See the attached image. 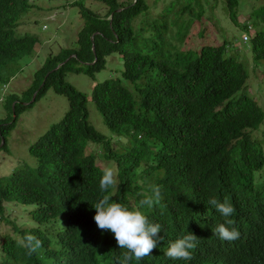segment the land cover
<instances>
[{
  "label": "trees",
  "instance_id": "trees-1",
  "mask_svg": "<svg viewBox=\"0 0 264 264\" xmlns=\"http://www.w3.org/2000/svg\"><path fill=\"white\" fill-rule=\"evenodd\" d=\"M31 1L0 0V146L47 90L64 96L69 111L29 147L35 167L0 178V224L6 219L13 230L2 237L0 232V264H121L127 250L94 220L93 206L105 194L161 225L157 247L130 264H264V144L253 136L264 112L254 98L238 94L249 74L226 42L187 47L189 33L179 27L190 22L171 16L174 5L137 31L136 19L151 8L147 0H94L104 4V14L87 8L86 0L76 1L86 19L78 45L49 53L19 95L9 92L10 83L38 43L34 34L16 33L19 19L34 7ZM222 1L238 23L242 0ZM184 12L201 19L202 0L191 1ZM250 15L255 28L250 49L261 60L264 0ZM170 23L176 35H170ZM241 27L249 32L247 24ZM113 53L122 56V77L99 83L92 92L114 135L110 139L91 124L88 95L64 77L76 72L94 78ZM90 144L101 146L117 166L118 185L107 192L99 187L104 169L96 153L87 154ZM154 185L160 186V202L140 207ZM213 198L234 206L230 227L239 230V239L224 241L215 232L225 218L208 203ZM17 208L23 209L22 221L6 215ZM188 232L198 237L193 258L167 257L169 245ZM28 234L42 242L31 256L20 244Z\"/></svg>",
  "mask_w": 264,
  "mask_h": 264
},
{
  "label": "rangeland",
  "instance_id": "rangeland-1",
  "mask_svg": "<svg viewBox=\"0 0 264 264\" xmlns=\"http://www.w3.org/2000/svg\"><path fill=\"white\" fill-rule=\"evenodd\" d=\"M76 1L80 0L31 1L34 7L19 19L20 23L16 28V33L34 34L38 38V43L34 47V55L22 59L24 69L10 83V93L20 95L21 91L27 88L31 80V74L43 63L49 53H56L61 48L78 45V34L86 19L83 16L81 6L73 5ZM119 1L130 3L132 0ZM191 1L194 0H147L151 8L148 13L140 15L136 19L134 27L138 31L141 23L146 20L147 24L150 23L152 19L161 13H165L174 5L171 16L182 17L190 22V25L182 22L179 27L180 32L186 33L188 31L189 33L187 47H193L197 43L221 44L225 41L230 53L241 61L249 74L246 88L238 94L245 93L254 98L264 112V59H254L249 44V40L255 31L250 14L253 9H257L262 5L263 0H242L243 3L238 9L237 16L239 24L228 16L222 0H202L204 13L201 19H196L194 14L190 12H184L182 16L180 11ZM85 2V6L95 12L104 14L107 11L101 2L94 0H86ZM195 9L200 11V7L197 5H195ZM244 24L248 25L249 32L242 30L241 26ZM171 26L172 23L169 25V32L170 28L173 29L170 35H176L177 28ZM261 27L259 28L261 29ZM202 30H204V33H200ZM244 35L247 36L245 41L243 40ZM123 68L122 56L119 53H113L107 56L106 67L98 72L94 78L90 77L89 74L76 72H68L64 77L66 82L88 95L91 124L97 131L110 139L114 135L104 123L103 116L93 103L92 92L97 84L110 80V78L122 77ZM124 84L130 86L127 82ZM22 104H26V102H22ZM68 111V100L51 89L47 90L45 95L37 100L31 108L24 111L19 116L14 130L8 134L5 140V148L0 146V178L11 177L15 170L25 166L35 167L36 160L29 155V147L46 134L52 126L60 123ZM253 136L262 140L263 143L261 144H264V123L260 126L259 131L253 132ZM95 153L98 163L103 169H114L117 186L116 164L106 160L101 146L90 144L87 154ZM22 214L23 209L19 208L11 214L9 211L6 213L10 220H14L17 216L20 221L23 220ZM24 219H28V216L26 215ZM0 227L1 237L6 233H13L12 224L6 219L1 222Z\"/></svg>",
  "mask_w": 264,
  "mask_h": 264
},
{
  "label": "clouds",
  "instance_id": "clouds-1",
  "mask_svg": "<svg viewBox=\"0 0 264 264\" xmlns=\"http://www.w3.org/2000/svg\"><path fill=\"white\" fill-rule=\"evenodd\" d=\"M116 172L112 168H105L103 175L99 181L101 192H107L108 189L116 186ZM160 186H153L151 195L142 199L140 207L153 206L161 200ZM209 204L213 205L216 210L225 218L224 223L219 224L215 232L219 238L224 241H234L239 239L240 232L235 227L234 221L229 219L235 212V208L227 199L223 203L216 199H210ZM96 210L94 220L101 230H110L114 233L115 239L119 248L126 249L123 253L121 264H130L135 260H142L145 256H149L153 249L157 247L158 241L162 239L158 234L161 231V225L151 223L148 218L139 210H129V208L120 202L112 200V197L105 194L98 203L93 206ZM198 237L191 232H188L182 238L172 242L165 255L171 259L191 260L192 252L197 246ZM20 244L27 249V254L31 256L41 246L42 242L34 235L28 234Z\"/></svg>",
  "mask_w": 264,
  "mask_h": 264
},
{
  "label": "water",
  "instance_id": "water-1",
  "mask_svg": "<svg viewBox=\"0 0 264 264\" xmlns=\"http://www.w3.org/2000/svg\"><path fill=\"white\" fill-rule=\"evenodd\" d=\"M94 50H95V48H94ZM71 57H78L77 56V54H74L73 56H71ZM69 59H66L65 61H63V62H61V63H59L57 66H56V68H59L63 63H65L66 61H68ZM34 99H35V94L33 95V97H32V99H31V101L28 103V104H31L33 101H34ZM24 105H26V104H24ZM15 106V105H14ZM13 106V107H14ZM16 119V116H15V114H14V120ZM4 143H5V140L3 139L2 140V144L4 145ZM1 144V147L3 146Z\"/></svg>",
  "mask_w": 264,
  "mask_h": 264
},
{
  "label": "built area",
  "instance_id": "built-area-1",
  "mask_svg": "<svg viewBox=\"0 0 264 264\" xmlns=\"http://www.w3.org/2000/svg\"><path fill=\"white\" fill-rule=\"evenodd\" d=\"M243 40L244 41L247 40V36L246 35L243 36Z\"/></svg>",
  "mask_w": 264,
  "mask_h": 264
},
{
  "label": "bare ground",
  "instance_id": "bare-ground-1",
  "mask_svg": "<svg viewBox=\"0 0 264 264\" xmlns=\"http://www.w3.org/2000/svg\"><path fill=\"white\" fill-rule=\"evenodd\" d=\"M134 199V198H133Z\"/></svg>",
  "mask_w": 264,
  "mask_h": 264
}]
</instances>
